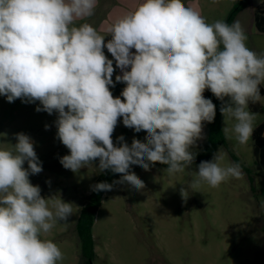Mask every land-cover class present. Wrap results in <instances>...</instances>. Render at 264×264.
I'll return each instance as SVG.
<instances>
[{
    "label": "clouds",
    "instance_id": "1",
    "mask_svg": "<svg viewBox=\"0 0 264 264\" xmlns=\"http://www.w3.org/2000/svg\"><path fill=\"white\" fill-rule=\"evenodd\" d=\"M96 6L97 0H0V96L39 101L37 112L58 114L56 136L70 152L60 158L65 169L77 172L98 159L101 172L121 174L92 186L96 192L114 184L144 189L132 165L150 171L158 162L169 175L183 172L194 163L190 149L204 138V123L216 116L205 90L222 102L224 122L234 121L222 129L225 137L248 145L257 115L249 104L264 100V54L247 47L238 21L208 23L184 0H143L110 27L105 43L90 23H76ZM105 47L122 73L115 82L126 85L119 97L110 91L115 68ZM119 118L145 131V140L129 145L121 135L114 144ZM15 140L12 150L0 148V264H57L63 253L43 234L69 220L72 203L41 196L29 180L43 170L34 141L23 132ZM222 159L218 150L201 161L182 197L201 183L216 188L243 178L239 162L222 167Z\"/></svg>",
    "mask_w": 264,
    "mask_h": 264
},
{
    "label": "rangeland",
    "instance_id": "2",
    "mask_svg": "<svg viewBox=\"0 0 264 264\" xmlns=\"http://www.w3.org/2000/svg\"><path fill=\"white\" fill-rule=\"evenodd\" d=\"M111 1L103 0V8L98 13L76 22L77 25L90 23L105 36V43L111 39L109 30H98L97 26L105 17L106 5ZM235 1L196 0L208 23L225 21ZM261 1L264 0H248L234 19L247 36V47L257 54H264L259 52L264 51V33L255 29L253 14ZM103 51L113 59L106 47ZM121 74L120 69L115 68V87H110L114 97H119L126 86L115 82L116 75ZM261 86L264 88V84ZM37 106L42 107L39 101L23 103L16 99L9 103L6 97L0 96V148L12 150L17 133L23 132L32 138L43 170L30 175V182L40 186L42 197H60L72 203L73 209L67 222H57L43 234V238L52 240L62 251L63 259L57 264H79L75 223L96 177L101 173L99 160L77 172L65 169L60 158L70 152L56 136L58 114L37 112ZM260 106L264 109V100ZM256 114L254 124L264 120V113ZM220 121L221 130L224 127L231 129L234 123L233 120L224 122L221 113ZM45 125H48L47 130ZM206 128L207 122L203 127L204 138L196 142L192 151H198L202 146ZM121 135L131 145L133 138L143 142L147 133H137L125 127L119 118L112 135L117 146V137ZM230 135L231 139L226 138L229 147L254 178L253 191L244 175L241 179L229 178L216 188L201 183L197 188H188L184 198L180 189L182 186L187 188L197 177L201 161L174 175H169L164 171L166 167L158 164L150 171L132 165L130 171L144 181L145 188L138 191L127 184H114L111 191L104 192L92 226L95 252L92 264H264V170H254L251 139L248 145L240 146L234 135ZM218 150L223 156L222 167L233 162L222 146L215 153ZM213 155L202 161H211ZM24 167L27 168V162ZM120 177L121 174L114 176L109 184Z\"/></svg>",
    "mask_w": 264,
    "mask_h": 264
},
{
    "label": "trees",
    "instance_id": "3",
    "mask_svg": "<svg viewBox=\"0 0 264 264\" xmlns=\"http://www.w3.org/2000/svg\"><path fill=\"white\" fill-rule=\"evenodd\" d=\"M114 1L112 0L108 6V9L113 5ZM248 4V0H236L228 12L225 21L229 24H232L236 15ZM103 8V0H98V5L95 8L94 13H98L99 10ZM100 8V9H99ZM105 12V11H104ZM106 14V13H105ZM103 15V17L105 16ZM102 17V18H103ZM254 26L260 31L264 32V4H261L255 14H254ZM261 88V86H260ZM261 95H264V89L261 88ZM206 98L211 99L212 102L216 105V116L212 123L207 122L206 128V136L205 140L198 151H192L194 147L190 149L194 154H196L195 159L206 160L210 156H212L218 147L222 146L230 159L233 162H239L242 167L244 174L247 176V180L250 185L251 191L254 190L253 183L254 179L251 176L250 170L247 169L233 154L232 149L229 147V143L226 137L223 135L221 127H220V107L221 101L218 100L211 91L207 90ZM249 110L254 113H264V109L260 106L259 103L249 104ZM262 131H264V124L258 125L254 128L253 135L251 137L252 140V151L255 157L254 162V170H264V135H262ZM160 166L167 167V165H163L160 163H156ZM118 174L112 173L110 170H106L101 172L95 179L94 184L100 182H110L114 176ZM105 191L96 192L91 189L90 193L87 196L85 203L81 206L79 210L78 217L75 223V232L78 240V248L80 254L79 264H92L93 259L95 257L94 252V241L92 237V226L94 223V217L97 209L101 205L102 197Z\"/></svg>",
    "mask_w": 264,
    "mask_h": 264
},
{
    "label": "crops",
    "instance_id": "4",
    "mask_svg": "<svg viewBox=\"0 0 264 264\" xmlns=\"http://www.w3.org/2000/svg\"><path fill=\"white\" fill-rule=\"evenodd\" d=\"M114 4L112 5V7H110V9L106 12L105 17L99 22L97 29L98 30H103V28L106 29H110V27L120 18H122L124 15L128 14L129 12L134 11L141 3H143V0H113ZM184 3L186 6L193 8L194 10H196L197 12H200L199 6L196 2V0H184ZM264 4V1H261L260 4L258 5V7ZM257 7V8H258ZM245 8V7H244ZM243 8V9H244ZM256 8V10H257ZM242 9V10H243ZM241 10V11H242ZM255 10V12H256ZM240 11V12H241ZM254 12V14H255ZM254 14H253V23H254ZM238 15V14H237ZM236 15V16H237ZM235 19V18H234ZM234 21V20H233ZM255 27V26H254ZM256 29V28H255ZM257 30V29H256ZM258 31V30H257ZM260 32V31H258ZM264 33V32H261ZM264 50V49H262ZM133 52L135 51L134 49L132 50ZM260 53L264 52V51H259ZM262 88V86H261ZM264 89V88H262ZM206 92L207 90H205L204 92V97L206 98ZM262 97H264V95H262ZM260 104V102H259ZM221 122V121H220ZM205 124V123H204ZM260 124H264V120L255 123L254 124V128H256L258 125ZM204 127V126H203ZM221 127V126H220ZM262 135H264V131H262ZM252 141V140H251ZM254 156V155H253ZM254 179V178H253Z\"/></svg>",
    "mask_w": 264,
    "mask_h": 264
},
{
    "label": "water",
    "instance_id": "5",
    "mask_svg": "<svg viewBox=\"0 0 264 264\" xmlns=\"http://www.w3.org/2000/svg\"><path fill=\"white\" fill-rule=\"evenodd\" d=\"M199 161H201V160H200V159H195V160H194V162H199Z\"/></svg>",
    "mask_w": 264,
    "mask_h": 264
}]
</instances>
